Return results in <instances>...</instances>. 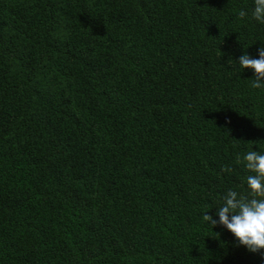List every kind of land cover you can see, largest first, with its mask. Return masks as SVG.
Listing matches in <instances>:
<instances>
[{
  "label": "trees",
  "instance_id": "obj_1",
  "mask_svg": "<svg viewBox=\"0 0 264 264\" xmlns=\"http://www.w3.org/2000/svg\"><path fill=\"white\" fill-rule=\"evenodd\" d=\"M253 8L0 0V264H264L202 219L264 153Z\"/></svg>",
  "mask_w": 264,
  "mask_h": 264
},
{
  "label": "clouds",
  "instance_id": "obj_2",
  "mask_svg": "<svg viewBox=\"0 0 264 264\" xmlns=\"http://www.w3.org/2000/svg\"><path fill=\"white\" fill-rule=\"evenodd\" d=\"M248 13L240 10L239 18L243 19ZM252 18L264 24V0H254ZM259 58L248 54L239 57L241 69L254 71L253 88H264V47L258 51ZM243 161L251 175L247 177L248 194L228 189L222 196V203L217 207L216 216L205 212L204 222L215 228L218 224L230 231L239 245L245 246L249 252L256 253L264 250V153L251 150L244 154ZM231 171V169H225ZM219 237V233H216Z\"/></svg>",
  "mask_w": 264,
  "mask_h": 264
}]
</instances>
